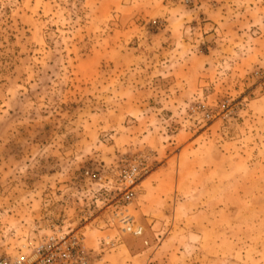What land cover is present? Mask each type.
Instances as JSON below:
<instances>
[{"label":"rangeland","instance_id":"374dc122","mask_svg":"<svg viewBox=\"0 0 264 264\" xmlns=\"http://www.w3.org/2000/svg\"><path fill=\"white\" fill-rule=\"evenodd\" d=\"M68 231L264 264V0H0V255Z\"/></svg>","mask_w":264,"mask_h":264},{"label":"built area","instance_id":"2783aa9c","mask_svg":"<svg viewBox=\"0 0 264 264\" xmlns=\"http://www.w3.org/2000/svg\"><path fill=\"white\" fill-rule=\"evenodd\" d=\"M134 192L124 194V200L130 201ZM123 230L135 236L142 233V227L134 225L128 217L121 218ZM83 239L77 232H59L46 236L27 253L13 256L0 255V264H90Z\"/></svg>","mask_w":264,"mask_h":264}]
</instances>
